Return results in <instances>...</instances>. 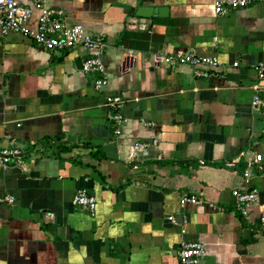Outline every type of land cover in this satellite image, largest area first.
I'll list each match as a JSON object with an SVG mask.
<instances>
[{"label": "crops", "instance_id": "crops-1", "mask_svg": "<svg viewBox=\"0 0 264 264\" xmlns=\"http://www.w3.org/2000/svg\"><path fill=\"white\" fill-rule=\"evenodd\" d=\"M19 1L107 47L104 71L85 73L83 48L0 34V148L23 153L0 165V196L14 198L0 205V264H181L182 242L203 245L197 264H264V0L222 16L214 0ZM182 53L219 65L163 62ZM105 95L123 99L119 137ZM82 189L92 212L72 204ZM236 189L257 197L247 216Z\"/></svg>", "mask_w": 264, "mask_h": 264}, {"label": "built area", "instance_id": "built-area-1", "mask_svg": "<svg viewBox=\"0 0 264 264\" xmlns=\"http://www.w3.org/2000/svg\"><path fill=\"white\" fill-rule=\"evenodd\" d=\"M259 0H214L213 10L215 15L222 16L230 10H238L248 7ZM40 9L41 13L35 21V26L30 27L29 22L33 16V10ZM9 32H16L24 37L29 38L35 45L46 51H64L74 48H83L87 52V57L82 63V70L85 73H102L104 64L101 60L107 45L101 36L91 35L82 25H69L64 20V14L60 9L41 8L40 4L33 7L23 6L19 0H0V34L5 35ZM163 62L169 65H188L193 68L215 70L219 63L214 56H198L191 53H182L170 55L163 58ZM238 64L234 63L236 67ZM196 75L207 78L208 73L197 70ZM258 77H264V67L258 68ZM106 85V80L96 79L93 81V87L97 91H102ZM106 103L113 111L112 120L115 123V135L122 134L124 118L120 114L123 99L118 95H105ZM253 106L262 105L258 96H254L252 100ZM155 141L152 142L154 144ZM149 143H136V148H146ZM23 159V153L19 149L0 148V165L6 167L8 165L18 164ZM261 155H257L255 162H260ZM252 166L248 162L247 170L244 173L245 182H248ZM235 205L238 210L247 216L249 207L256 201L257 197L250 190L241 191L236 189L232 192ZM14 198L10 195L0 196V205H11ZM199 202L195 197L182 196L180 204L197 205ZM72 204L75 207L93 211L96 199L85 189L77 191ZM170 221H174L173 217H169ZM263 223L264 230V220ZM205 250L199 242H182L179 251V260L181 264H197L198 260L204 255Z\"/></svg>", "mask_w": 264, "mask_h": 264}, {"label": "water", "instance_id": "water-1", "mask_svg": "<svg viewBox=\"0 0 264 264\" xmlns=\"http://www.w3.org/2000/svg\"><path fill=\"white\" fill-rule=\"evenodd\" d=\"M103 89V88H102Z\"/></svg>", "mask_w": 264, "mask_h": 264}]
</instances>
